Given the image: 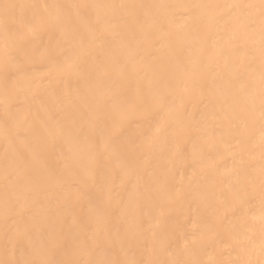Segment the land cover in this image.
<instances>
[{"label": "bare ground", "instance_id": "bare-ground-1", "mask_svg": "<svg viewBox=\"0 0 264 264\" xmlns=\"http://www.w3.org/2000/svg\"><path fill=\"white\" fill-rule=\"evenodd\" d=\"M259 4L0 0V261L264 264Z\"/></svg>", "mask_w": 264, "mask_h": 264}, {"label": "snow or ice", "instance_id": "snow-or-ice-1", "mask_svg": "<svg viewBox=\"0 0 264 264\" xmlns=\"http://www.w3.org/2000/svg\"><path fill=\"white\" fill-rule=\"evenodd\" d=\"M16 7L15 5L5 4V20L7 21L10 18V9ZM81 7H87V5H81ZM238 7V6H237ZM247 8H255L257 5H245ZM259 9L261 13V20L264 23V0H260ZM262 43H264V31H262ZM262 117H264V112H262ZM0 264H62V262L56 260H22V261H0ZM91 264V262H90ZM118 264V262H117Z\"/></svg>", "mask_w": 264, "mask_h": 264}]
</instances>
